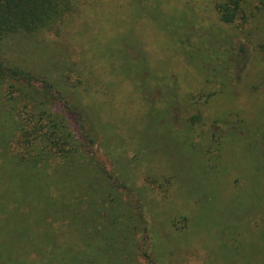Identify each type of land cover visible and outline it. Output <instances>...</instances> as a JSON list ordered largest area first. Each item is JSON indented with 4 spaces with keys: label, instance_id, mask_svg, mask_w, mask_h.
Masks as SVG:
<instances>
[{
    "label": "rangeland",
    "instance_id": "1",
    "mask_svg": "<svg viewBox=\"0 0 264 264\" xmlns=\"http://www.w3.org/2000/svg\"><path fill=\"white\" fill-rule=\"evenodd\" d=\"M131 1L79 0L61 35L15 36L6 54L59 73L69 88L79 72L88 82L92 75L117 80L109 64L118 62L125 79L111 88L115 103H105L103 94L83 102L99 101L102 119L133 147L128 155L137 151L138 175L123 173L131 184H146L159 200L151 178L176 175L175 191L154 219L159 264H264V0H248L247 17L231 26L219 20L222 0H143L135 13ZM224 50L228 58L219 57ZM143 80L153 100L148 106L137 92ZM200 94L212 95L206 101ZM54 108L78 134L72 117ZM197 109L201 120L189 125ZM102 142L99 135L89 149L93 159L119 175ZM182 215L185 227L176 229L172 219Z\"/></svg>",
    "mask_w": 264,
    "mask_h": 264
},
{
    "label": "trees",
    "instance_id": "2",
    "mask_svg": "<svg viewBox=\"0 0 264 264\" xmlns=\"http://www.w3.org/2000/svg\"><path fill=\"white\" fill-rule=\"evenodd\" d=\"M141 2L131 1L134 13ZM78 3L0 0V264H138L140 259L159 264L154 219L163 214L171 199L176 175L155 176L149 168L142 170L157 177L149 182L160 187L159 200L154 198L153 188L131 184L123 173L138 175L137 151L128 155L132 146L125 147L118 127L109 123L113 121L102 119L99 101L91 107L83 102L93 94H103L105 103L114 101L111 88L125 79L118 62L111 59L109 64L117 80L106 83L92 75L88 82L79 72L78 82L69 88L68 78L59 73L33 70L30 64L23 65L6 54L8 42L15 36L61 35ZM247 3L219 1V20L231 26L239 16L245 19ZM219 54L228 58L225 50ZM137 61L130 57L137 68L135 76L141 72ZM143 81L136 91L148 106L153 100L148 96L151 90L141 89ZM212 94L199 98L207 101ZM173 103H167V115ZM56 104L72 117L78 134L54 108ZM200 115L197 109L189 125L199 123ZM186 124L185 131H190ZM99 135L119 175L113 176L93 159L89 149ZM194 215L196 220V212ZM185 221L187 217L182 215L171 224L182 229Z\"/></svg>",
    "mask_w": 264,
    "mask_h": 264
}]
</instances>
